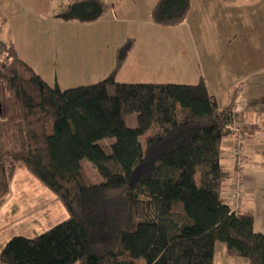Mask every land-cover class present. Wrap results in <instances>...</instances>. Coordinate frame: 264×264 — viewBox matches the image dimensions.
Instances as JSON below:
<instances>
[{
    "label": "trees",
    "instance_id": "obj_1",
    "mask_svg": "<svg viewBox=\"0 0 264 264\" xmlns=\"http://www.w3.org/2000/svg\"><path fill=\"white\" fill-rule=\"evenodd\" d=\"M189 8L190 0H156L150 20L176 25ZM105 10L103 0H70L56 17L92 22ZM133 45L127 37L116 47L103 79L61 89L0 39V95L13 113L0 120V138L15 126L18 139L17 148L0 153V204L21 162L69 213L36 236H12L1 264H213L216 242L264 264V233L253 230L252 208L232 210L226 196L234 171L221 163L222 140L238 114L231 103L219 107L202 78L117 81Z\"/></svg>",
    "mask_w": 264,
    "mask_h": 264
},
{
    "label": "rangeland",
    "instance_id": "obj_2",
    "mask_svg": "<svg viewBox=\"0 0 264 264\" xmlns=\"http://www.w3.org/2000/svg\"><path fill=\"white\" fill-rule=\"evenodd\" d=\"M103 1L106 10L102 16L92 22L79 23L63 22L56 17L60 6L70 0H0V39L11 41L19 56L36 73L45 76L51 84L65 89L97 82L107 76L115 64L116 47L145 24L143 34L147 37L143 42L147 51L143 53L146 65L135 68L131 61L123 63L116 80L131 82L135 77L139 82H191L186 72L192 73L195 58L189 50L188 55L181 53L178 59H174L167 51L171 47L176 49L174 38L162 34V37H156L155 30L145 29L154 25L150 18L144 20L139 17L140 22L136 23L119 12V18L112 19V0ZM140 12L143 14V10ZM61 28L67 29L68 41H51L52 35L60 38ZM185 45V41L180 40V51ZM90 53L96 56L94 65L86 63ZM157 59L166 63L159 65ZM80 60L84 62L77 67ZM12 114L0 95V120L8 119ZM126 124L136 126L135 113L126 117ZM7 128L1 130L0 153L18 145L16 127ZM112 141L111 137L100 142ZM68 217L69 213L59 196L23 163H17L9 179L8 192L0 204V250L14 235L36 236ZM218 245L225 247L223 243ZM138 264H143L141 259Z\"/></svg>",
    "mask_w": 264,
    "mask_h": 264
},
{
    "label": "crops",
    "instance_id": "obj_3",
    "mask_svg": "<svg viewBox=\"0 0 264 264\" xmlns=\"http://www.w3.org/2000/svg\"><path fill=\"white\" fill-rule=\"evenodd\" d=\"M155 1L112 0V19H118L120 12L136 23L140 22L139 17L148 20ZM144 25L131 36L135 39L134 45L124 61V64L131 61L135 68L146 65L143 52L147 50L143 40L147 36L143 34ZM147 28L155 30L156 37H162V34L174 38L176 49H167L174 59H178L181 53L188 55L189 50L195 58L192 73L185 71L190 79L188 81H191L189 84L202 78L219 107L232 104L238 114L233 126L250 127L241 133L244 136L241 148L245 164L241 172L240 203L242 208L253 210V230L264 233V103H250L264 96V0H190V8L181 23L172 26L154 24ZM53 39L67 42V29L61 30L60 38L52 35L51 41ZM180 40L186 43L181 51ZM157 61L159 65L166 63L160 59ZM82 62L77 61V67H81ZM95 62V54L90 53L86 63L94 65ZM42 77L50 83L45 76ZM130 81L139 82L135 77ZM234 87L236 90L231 96ZM237 135L238 132L233 130L222 140L221 163L232 174ZM229 193L230 187L226 196ZM220 243L214 244L213 264H249L245 257L228 254L224 243L225 247H218Z\"/></svg>",
    "mask_w": 264,
    "mask_h": 264
},
{
    "label": "built area",
    "instance_id": "obj_4",
    "mask_svg": "<svg viewBox=\"0 0 264 264\" xmlns=\"http://www.w3.org/2000/svg\"><path fill=\"white\" fill-rule=\"evenodd\" d=\"M232 130H236L238 132L237 140L234 145V153H235V166H234V177L231 180L229 187H230V193L228 194L230 199V205L232 210H237L240 208V197L242 196V190H241V172L242 168L244 167L245 160L243 158L242 154V148L241 144L244 140V136L241 134L243 130H249L250 127H238L232 125Z\"/></svg>",
    "mask_w": 264,
    "mask_h": 264
}]
</instances>
